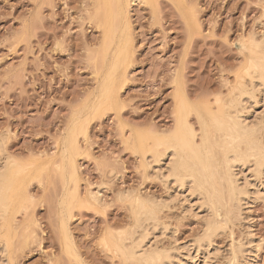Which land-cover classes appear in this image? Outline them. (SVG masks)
<instances>
[{
    "label": "rangeland",
    "instance_id": "rangeland-1",
    "mask_svg": "<svg viewBox=\"0 0 264 264\" xmlns=\"http://www.w3.org/2000/svg\"><path fill=\"white\" fill-rule=\"evenodd\" d=\"M121 2L109 46L94 0H0V166L12 157L24 167L17 209L0 218V264H130L123 249L146 223V247L175 254L167 264H264V172L255 179L250 163L237 166L251 196L240 206L226 201L217 218L225 228L202 249L194 242L212 211L161 176L167 159L157 164L149 154L155 131L177 128L183 100L215 113L242 87L251 95L238 109L264 143V85L249 74L264 57V0ZM194 111L187 120L200 134ZM135 196L160 204L157 221L136 224Z\"/></svg>",
    "mask_w": 264,
    "mask_h": 264
},
{
    "label": "bare ground",
    "instance_id": "bare-ground-1",
    "mask_svg": "<svg viewBox=\"0 0 264 264\" xmlns=\"http://www.w3.org/2000/svg\"><path fill=\"white\" fill-rule=\"evenodd\" d=\"M94 1H95V5H96V11L93 10L94 12H96V14H94V15L98 19V23L101 26L104 27L103 32L105 33L104 34L105 35V38L103 36V40H105V44L106 45H109V43H111L114 40L115 35L117 33V30L120 27L119 21H122V20H119V18L121 16L120 14H123V13H121L122 4H123L121 2L122 0H94ZM130 3L131 2H129V4ZM126 4H128V3H125V5ZM125 9H124V13L126 14L125 11H127V10H125ZM121 18L124 19L126 17L124 16V17H121ZM124 20H126V19H124ZM119 34H121V33H119ZM125 34L129 38L128 32L125 33ZM117 39H120V38H117ZM125 39L123 40V42L126 41ZM119 43H118V45H119ZM130 43H131V40H130ZM121 44H122V42H121ZM130 46L131 45H129V47ZM116 47L114 46V48H116ZM124 47H123V51H124ZM119 48H122V47H119ZM104 49H101L102 52H103ZM258 49L260 50V48H258ZM258 49H257V51H258ZM107 50H108V47H107ZM115 50H113V51H115ZM128 50H130V49H128ZM119 52H120V50H119ZM119 52H118V54H120ZM127 52H129V51H127ZM121 53H122V50H121ZM105 54L106 53L104 52V55ZM124 54L126 55V57L128 56V53L127 54L126 53H123V55ZM104 57L106 58V55ZM121 57H122V55H121ZM97 58H98V61H99V57L98 56H97ZM116 58L118 59L117 56H116ZM124 58H125V56H124ZM119 59H121V58L119 57ZM108 61H110V60H108ZM115 61H116V59H115ZM100 63H102V62H100ZM253 64H255V65L253 66V69H252L251 73H249V74H250V76L253 74V72L256 73V74H258V77L257 78H254V79H256V82L253 79V77H255V76L252 75L253 77L251 78V80L252 79L254 80V81H252L253 84L254 85H258V83H259V84H263L264 85V57L262 59H260L257 63H253ZM112 65H113V63H112ZM103 67H107V66L104 65ZM120 69H122V68H120ZM111 72H112V70H111ZM106 77H107V73H106ZM114 80L116 82V79H114ZM114 80H113V82H114ZM117 80H118V78H117ZM110 82H112V81H110ZM240 82H242V84ZM240 82L239 83H240L241 87L244 86V88H245V83H243L242 79H241ZM117 84L118 83L116 82V85ZM110 85L111 84H109L108 86H110ZM116 85H115V88H116ZM101 86H103V83L101 84ZM260 86H262V85H260ZM105 87H107V85ZM109 89L110 88H108V90ZM242 89H243V87L240 88V90H241L240 93H238L239 91L237 92L238 89H236V88H235L236 91H234V89L232 90V91H234V93L237 92L235 95L236 96L238 95V97H236L234 95V93H233L234 97L237 98V99H232V98H234L233 95H231L232 91L229 92V94H228L227 97H229V96H232V97L230 98V100H228L229 98H227V99L225 98L227 101L223 98V103H222L221 108L219 109V111H217L215 113L212 112L213 109H212L211 106H210V108L212 110L210 108H208V107H205V106L200 107L201 106L200 104H199L200 106L199 105L193 106L194 104L193 105L190 104V102L188 100H183L184 101V105H183L184 108L181 107L182 108V113L180 115L181 116L180 117V122H179L177 128L175 130H173V131H168V130L166 132L164 131L162 134L156 133V131H155V134L152 136L153 137L152 138L153 144H152L151 148H149L150 149L149 150V152H150L149 154H151V157L154 158V162H156L157 164H162V162L165 159H167L166 160L167 164L165 163L166 167H163V168H165V171H164L165 173L163 172V175H161V176H164L167 179L170 178V177H172L173 178V179L171 178L172 180H175V181H177V184H180V185H178V187L179 186L180 187H187V189L189 190V193H191V195L197 194L199 196H202L204 199L202 197H200V200L202 201V203H203V200H204V202L206 203V205L209 206L208 209H210V211H212V212H209V213H211L210 215H209V213L207 214V215H209V218L208 217H207V219L205 218L206 219V223H205L206 227H204L205 229L203 230L202 235L198 236L200 238L198 239V237H197V241L195 240V242H194L195 244L197 242L196 246L197 247L199 246V248H202L201 246H203L204 244H207L209 242L211 243L212 242V240H211L212 239V236L213 235L215 236V233H218V231L220 229L224 230L225 227L223 225V222L221 220L218 221L217 218L220 215H222V213H225L223 211L225 209H227V207H225V209H224V206L227 203L226 201H228V203H230V202L233 203V201H234V204H235V202H237L239 204V206H240V205L243 204V201L245 199L247 200L251 196L250 193H249V190H248L249 188L247 189V186L250 184L249 183V180L247 179V176L243 173L244 174V177L246 176L245 177L246 178L245 181L243 180L245 183H243V185L241 184L243 181L240 183L241 180H239V179L241 177L238 178V175L237 174H239V173L236 172V169H238L237 166H240L241 167V166H245L246 163H247V165H249V163H250L249 167L250 166L251 167L254 166V168H255L254 170H252L255 173V176H254L255 179H256V177H259L256 174H259L261 176V175H263L262 173L264 172V145H263L264 143L262 144V142L260 141L261 140L260 137L258 138V136H259L258 132H260L261 129H259L258 128L259 126L256 125L257 122L254 121L256 119L253 120L254 123L248 122V120H247L248 118L243 113V110H241V109L239 110L238 109L239 108L238 107L239 105H242V107L245 106V105L243 106V104H244L243 101H244L245 97L247 96V94L249 93V92H247V91H249V90H247V87L245 88V90L244 89L242 90ZM101 90H103L102 87H101ZM104 90L106 91V89H104ZM117 90H118V88H117ZM257 90H258V88H257ZM107 91H106V93L108 94L110 90L108 92ZM102 92L100 91V95H98V96H101V93ZM114 92L116 94H118L116 91H114ZM102 94L104 95L105 93H102ZM181 95H182V93H181ZM248 95H251V93H249ZM185 96H186V98L188 97L186 94H185ZM107 97H109V96H107ZM178 97L179 96H177V99H178ZM180 97H183V96H180ZM247 97H249V96H247ZM251 97L252 96H250V98ZM99 98H97L98 99L97 100L98 101L97 103L100 102V99ZM220 100H221V98H220ZM101 101H102V98H101ZM195 102H197V101H195ZM99 104H101V102ZM107 104H109V103H107ZM104 105H106V104H104ZM203 105H205V104H203ZM190 110H193V111L195 110L196 113H197V115H198L197 117H199L198 120L200 122V124H199L200 125V134H198L196 132V130L194 129V127L189 124V122H188L189 120H187V115H188L187 112L190 111ZM177 112H179V111H177ZM194 112H193V114H194ZM177 115H179V114H177ZM71 131L73 132V129ZM70 136H71V134H70ZM72 140H73V138H72ZM0 146H1V141H0ZM70 147H72V146H70ZM141 147L142 146H140V148ZM143 147H144L143 150L147 148V147L145 148V146H143ZM1 148L3 149V147H1ZM69 150H71V149H69ZM147 150H148V148H147ZM143 152H145V151H143ZM70 156H72V154ZM10 158H12V157L6 158L5 159V162L0 166V216H1L0 218H3V220L7 217L8 214H10V211L13 208H15L14 206H15L16 200L20 197L19 196V189L20 188L19 187L17 188V183H19L21 171L24 170V167L22 168L23 170H20V167L18 165L20 163L13 162V161L10 160ZM62 158H63V156H62ZM70 159H71V157H70ZM63 160H64V158H63ZM67 160L66 161L64 160V161L67 162ZM71 164H72V162H70V165ZM64 165L65 164H63V166ZM71 167L72 166H70V168ZM65 172H67V171H65ZM71 172H73V171H71ZM253 172H252V174H253ZM65 176H67V174ZM69 176H71V174ZM62 178H64V176ZM66 178H64V179H66ZM21 179H24V178H21ZM65 183H67V182H65ZM174 184H175V182H174ZM251 186H253L252 183H251ZM66 188H67V186H66ZM24 190H26V189H24ZM66 190H68V189H66ZM188 190H187V193H188ZM255 190H257V189H255ZM257 191H259V190H257ZM129 192H131V191H129ZM129 192H128V194H127V192H125L126 193V194H124L125 197L131 198V195L132 194H130ZM252 193H254V190L252 191ZM25 195H27V194H25ZM134 195H136V194H134ZM191 195H189V196H191ZM138 196L139 195L137 194V197ZM137 197L135 196V199H136L135 206H136V208H135V211H134V213L136 214L137 221H138L136 224H140L141 221H143V219L145 220L144 222H146L148 220L150 221L152 219L154 220V221L152 220L153 222H155V220L157 221L159 219L158 216H157V213L159 212V210H158L159 208L158 207H160L159 206L160 204H157L158 202L156 203L153 200L146 199V201H144V200H142L143 198L140 199V198H137ZM198 197H197V199H199ZM22 199H24V198L22 197ZM205 199L207 201H205ZM19 200L21 201V199H19ZM200 200L199 201L197 200V201L200 202ZM133 201H134V199H133ZM64 203L66 204V202H64ZM205 203H203V204H205ZM17 205H18V203H17ZM19 205H20V203H19ZM67 207H66V209H68ZM202 207H203V205H202ZM204 207H206V206L204 205ZM18 208H20V207H18ZM15 209H17V207ZM222 209H224V210H222ZM14 211H17V210H14ZM221 211H222V213H221ZM228 211H230V210L229 209L226 210V214L225 215L228 214L227 213ZM225 215H223V216H225ZM222 217H220L219 219H222ZM226 218L225 219L223 218V220L224 221L225 220L228 221ZM219 222L222 223V226L223 227L221 226V224L219 225ZM5 223L8 224V222H5ZM65 224H64V227H65ZM150 224H151V222H150ZM150 224H149V226H150ZM135 226L136 227L139 226V228L142 226L143 229L145 228L143 224L142 225H138V226L137 225H134V227ZM145 226H146V228L144 230L142 229L143 231L141 230L142 235L140 233L141 237L139 239H137V240H139L137 243H135L136 242L135 241L134 242L135 244L132 245L131 247L130 246L129 247H127V246L124 247V245L122 246V248L124 247V249H123V253H124V256H125L124 260L126 259V261H128V262L131 261L132 264H165L166 262L168 263V260L169 259L171 260V257L173 255V253L170 256V254H168V251H161V250L158 251L159 248H157V250H154L152 248V246H150L151 248L149 246L146 247V241L149 239L150 233L152 234V232H149V230L147 228V223H146ZM152 227L155 228L156 225H155V227L154 226H152ZM65 231H66V229H65ZM66 232L68 233V231H66ZM136 233H137V231H136ZM8 234L10 235L11 233H8ZM127 235H125V236H127ZM63 236L65 237V235H63ZM129 238H130V236H129ZM135 238H136V236H135ZM114 239H116V238H114ZM149 243L147 245H149ZM194 243H193V245H194ZM210 243H209V245H210ZM212 243H214V242H212ZM119 244H122V242L119 243ZM4 245H6V244L4 243ZM127 245H128V243H127ZM114 246H116V245H114ZM5 247L7 249V245ZM206 247L208 249V246H206ZM199 248H197V249H199ZM240 248H241V246H240ZM237 249H239V248H237ZM240 250H239V252H240ZM232 251H233V249H232ZM164 252H166V253H164ZM236 252H238V251H236ZM207 253H209V252H207ZM231 253H233V252H231ZM235 254L238 255L237 253H235ZM236 255H235V257H236ZM173 256H175V254ZM177 256H179V255H177ZM237 257H239V256H237ZM173 259L174 258L172 257V260ZM131 262H130V264H131ZM236 262H237V258H236ZM169 264H170V262H169Z\"/></svg>",
    "mask_w": 264,
    "mask_h": 264
}]
</instances>
